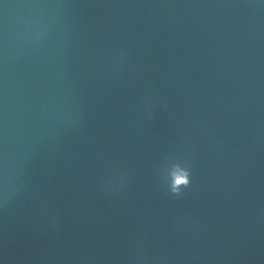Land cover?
Wrapping results in <instances>:
<instances>
[{"label":"water","instance_id":"95a60500","mask_svg":"<svg viewBox=\"0 0 264 264\" xmlns=\"http://www.w3.org/2000/svg\"><path fill=\"white\" fill-rule=\"evenodd\" d=\"M169 155L192 164L180 198ZM139 246L264 264V0H0V264Z\"/></svg>","mask_w":264,"mask_h":264},{"label":"clouds","instance_id":"9594fccd","mask_svg":"<svg viewBox=\"0 0 264 264\" xmlns=\"http://www.w3.org/2000/svg\"><path fill=\"white\" fill-rule=\"evenodd\" d=\"M125 55L120 54V61L123 62ZM145 111L151 119L154 115L155 102L145 98ZM192 164L188 159L165 156L160 167L158 168L157 179L161 188L171 196L180 198L185 194V190L191 186ZM123 186V181L117 186V190ZM50 224L53 228L57 227V217L50 218ZM132 264H167L166 258L157 256L149 258L143 246L137 249V255L134 257Z\"/></svg>","mask_w":264,"mask_h":264}]
</instances>
